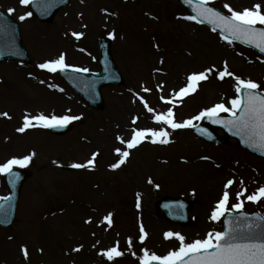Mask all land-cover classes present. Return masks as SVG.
Instances as JSON below:
<instances>
[{"label":"rangeland","instance_id":"obj_1","mask_svg":"<svg viewBox=\"0 0 264 264\" xmlns=\"http://www.w3.org/2000/svg\"><path fill=\"white\" fill-rule=\"evenodd\" d=\"M208 4L229 15L225 4L237 11L260 4L264 11V0H208ZM0 9L18 22L30 56L24 64H0V113H7L0 115V164L29 155L23 167L33 171L22 188L14 223L0 228V264H140L143 250L162 256L179 247V240L165 238V232H178L191 242L209 231H221L220 219L209 217L225 191L229 193L226 211H238L231 206L240 201V210L264 214V197L255 202L246 199L264 186L263 158L241 149L234 139L216 145L196 138L192 126L172 129L154 119L170 107L177 123L217 103L231 107L229 101L237 95L235 76L255 81L260 86L257 91L264 93L263 56L188 19L177 0H71L48 23L38 22L28 4L19 0H0ZM101 11L113 18L95 21ZM26 12L31 15L19 19ZM74 25L84 26L83 39L71 38L78 33ZM99 37L110 39L123 83L101 88L103 106L95 109L81 101L56 71L39 64L64 54L67 65L97 71ZM219 42L223 56L216 50ZM151 52L154 66L147 62ZM178 62L185 68L170 72L172 77L157 75L158 69H173ZM225 64L233 76L221 79L219 71ZM205 68L214 71L194 92L182 98L174 95L186 86L189 74ZM154 82L158 90L152 88ZM38 84L45 88H37ZM162 97L172 102L163 105ZM127 104L131 107L124 108ZM139 109L141 114H136ZM39 114L80 119L71 121V130L62 136L35 121L24 132L17 131L25 115ZM145 128L168 129V142H153L149 134L128 148L126 141L133 131ZM116 148L129 155L112 168L120 159ZM89 159L91 167L71 166ZM228 180L233 183L226 189ZM6 191L0 173V198ZM165 196L192 201L189 224L163 218L156 202ZM109 213L111 224L104 220ZM141 226L146 233L143 241ZM113 246L122 254L109 260L102 250Z\"/></svg>","mask_w":264,"mask_h":264},{"label":"snow or ice","instance_id":"obj_2","mask_svg":"<svg viewBox=\"0 0 264 264\" xmlns=\"http://www.w3.org/2000/svg\"><path fill=\"white\" fill-rule=\"evenodd\" d=\"M19 2L21 5H27L30 0H19ZM186 2H190V0H186ZM207 3L208 0H200L201 11L197 14L198 16H203L209 23L223 29L233 39L252 44L260 52L264 53V28L255 27L257 24L264 25V11H262L260 4H254L251 8H244L239 11L225 4L224 8L228 9L230 15H223L214 8L205 7ZM12 11L13 9H8V12ZM30 15V12H26L19 19L23 20L26 16ZM188 19L196 20L197 16H189ZM72 35L79 38L82 33L74 32ZM224 38L228 39V36L226 35ZM39 67L55 72L58 69L64 71L69 65L65 63L64 54H60L58 58L39 64ZM76 70L88 71L86 68ZM213 71L214 68H205L202 71L189 74L186 86L181 87L174 95L182 98L194 92L199 82L208 79ZM225 76H233V73L228 71L226 64L224 69L219 71L221 79ZM234 79L236 81L235 88L237 95L229 101L231 107H226L224 103H217L203 109L198 115L183 120L181 123H177L173 118V110L170 107L166 112L156 114L154 119L157 122L169 125L172 129H176L194 126V120L206 118L213 123L223 124L225 127L235 129L236 134L242 137L243 143L264 153V93L256 91L260 86L251 79L246 80L239 76H235ZM144 91H148V89H144ZM145 107H147V104H145ZM148 111L152 112L153 109L148 108ZM220 112L230 113V118L221 119L218 115ZM0 115L7 116V113H0ZM78 119L80 117L73 115L47 116L39 114L31 117L25 115L23 117V125L17 131L24 132L25 129L34 126L33 121H35L36 125L43 127H64L71 121ZM200 131L207 133L206 129H200ZM149 134L153 138V142H168V132L163 128L159 130L145 128L133 131L131 139L126 141L127 147H134ZM117 139L121 138L117 137ZM124 142L122 141V143ZM115 151L120 154V159L111 165L112 168H117L129 155L127 151H121L120 148H116ZM92 156L95 157L96 153H93ZM30 158L29 155H25L19 159L12 157L7 162L0 164V173H6L14 178L16 174L12 170L13 165L23 166ZM71 166L74 168L91 167L93 166V160L89 159L85 164L74 163ZM232 183V180H228L225 188L227 189ZM240 195L241 193H237V197ZM262 197H264V186L258 188L255 193L248 195L246 199L255 202ZM228 199L229 193L225 191L212 210L209 217L210 220L217 221L225 214ZM137 207H139V196L137 197ZM242 207L243 203L240 201L231 206L234 210H240ZM240 215L244 217L243 223L236 222L235 226H233V222L226 219L223 231H209L204 238L195 239L191 242H185V237L178 232H165V238L175 237L179 240V247L168 251L162 256L143 250L144 254L140 257V264H153V262H156V264H264V217L253 214L254 218H249L243 212ZM104 220L111 224V213L106 215ZM140 233L139 239L143 241L146 233L142 226ZM76 250L78 249H74V251ZM22 251L27 256V251L23 248ZM102 254L109 260H112L122 253L118 250V247L113 246L107 250H102Z\"/></svg>","mask_w":264,"mask_h":264},{"label":"water","instance_id":"obj_3","mask_svg":"<svg viewBox=\"0 0 264 264\" xmlns=\"http://www.w3.org/2000/svg\"><path fill=\"white\" fill-rule=\"evenodd\" d=\"M181 2L185 5H188L191 9L195 8L196 10H198V12L201 11L200 5L195 4L196 2L194 0H190V2H186V0H181ZM202 19L204 21H207L206 19H204L203 16H202ZM3 24L4 23L0 20V59L3 58L4 56L5 57L18 58L19 57L18 52L20 53L19 46L21 47V45H20V43H18V41L16 42L15 33L17 35V31H15V33L12 30L6 31L4 28L3 29L1 28ZM211 25L214 27V29L218 30L224 36L227 35L229 38H232L230 35H228L226 32H224L223 29L217 28L213 24H211ZM234 40H237V41L244 43L243 41L238 40V39H234ZM101 44L103 47V54H104V56L102 57L103 63L106 64L107 66H109L111 69H114V66L111 63L110 55H108L109 53H107L108 52V47H107L108 43L103 41ZM244 44H247V45L252 46L253 48L257 49L252 44H248V43H244ZM257 50H259V49H257ZM77 74H79V73H77ZM104 74H105V71L103 70V72L95 78V80L93 82V84L95 86V90L93 88H91L93 86V84L91 82H90L89 86H87L86 84H83V86L87 89V91L91 95V97L97 99V101L93 102L94 103L93 105H100L101 104V99L99 97L97 87L101 86L104 83H107L109 81L114 80V79H112L109 76H106ZM79 76H81L83 78V81H86V79H84L83 75L79 74ZM115 81H118V80H115ZM221 119H226V118H221ZM206 121L208 122L209 120L206 119ZM210 124H212L214 126H221L228 135H232V136H235L236 138H238L241 146L249 149L250 151L256 152V153L264 156V153L254 149L252 147H249L247 144L243 143L242 137L240 135L236 134L235 129H230L228 127H225L223 124L213 123L212 121H210ZM56 128L57 129L53 130V131L62 132V131L66 130L64 127H56ZM200 129H204V127L196 128L195 131L198 132L199 134H201L202 136H207V133L200 131ZM13 172L16 174L14 178L9 176L8 174L6 176V182L10 188V196L7 199H4L0 202V225H4V226L10 224V222L13 220L14 213H15V205H16V201H17L16 199H17V194L19 192V188H20L23 180L30 175V172L24 171V170H16ZM186 207L187 206L185 203H182L181 201H176L174 199L166 200L163 203L159 204V208L168 218L178 220V221L179 220L184 221ZM240 213L241 212L225 214L223 217V222L227 219V220L233 222V226H235L236 222L243 223L244 217L241 216ZM243 213H245V212H243ZM253 214H257L259 217H262L260 214H258L256 212H253V213L247 214V215L249 218H254ZM223 226L225 229V224ZM153 264H156V262H153Z\"/></svg>","mask_w":264,"mask_h":264},{"label":"bare ground","instance_id":"obj_4","mask_svg":"<svg viewBox=\"0 0 264 264\" xmlns=\"http://www.w3.org/2000/svg\"><path fill=\"white\" fill-rule=\"evenodd\" d=\"M103 12L104 11H101L99 14L98 13H96V16L94 17L95 18V21H98V22H102L103 20H105L106 18H108V17H110V19H112L113 17H112V14L111 13H109V14H103ZM105 16H107V17H105ZM101 20V21H100ZM74 27H75V31H78V33H82V35L79 37V38H77V37H75V36H73L72 35V37L71 38H75V39H78V40H81V39H83L84 38V36L86 35V31L84 30V26L83 25H74ZM187 27V26H186ZM223 47V44L222 43H217V47H216V50L217 51H220L221 52V54H222V56H223V52H224V48H222ZM203 53V52H202ZM188 58H186V57H184V62H188V60H187ZM147 62H148V64H150L151 66H154V64H155V60H154V55L152 54V52H151V54H150V56H148L147 57ZM177 64V66H175L173 69L171 68H169V69H166V70H161V69H158L157 70V75H159V76H162L163 78L165 77V75L167 76H169V77H172V75L170 74V72H174V73H178V72H180L181 70L180 69H182V68H185L184 66V64H183V62H178V63H176ZM171 70V71H170ZM154 72H156L155 71V69H154ZM155 78L156 77H153V80H155ZM40 79H41V77H40ZM34 84L36 83V82H39V80H36V79H32L31 80ZM40 83V82H39ZM156 84H158V83H155L154 82V84L152 85V88L153 89H157L158 90V88H157V86H156ZM45 88V84H38V87L37 88ZM132 102L133 103H135V104H137V101H136V99L134 98V97H132ZM172 101H166V100H160V103L161 104H163V105H166V103H171ZM124 108H129V107H131L130 105H126V106H123ZM134 107V106H133ZM141 110L139 109L137 112H136V114H141ZM133 115L135 116V112H133ZM167 132H168V129L166 130ZM176 132V131H175ZM178 132V131H177Z\"/></svg>","mask_w":264,"mask_h":264}]
</instances>
